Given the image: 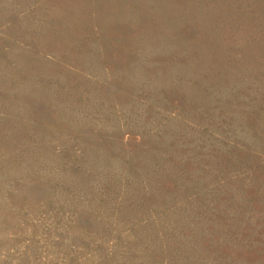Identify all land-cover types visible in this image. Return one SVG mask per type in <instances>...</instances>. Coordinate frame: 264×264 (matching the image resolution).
<instances>
[{"label":"rangeland","instance_id":"obj_1","mask_svg":"<svg viewBox=\"0 0 264 264\" xmlns=\"http://www.w3.org/2000/svg\"><path fill=\"white\" fill-rule=\"evenodd\" d=\"M0 264H264V0H0Z\"/></svg>","mask_w":264,"mask_h":264}]
</instances>
